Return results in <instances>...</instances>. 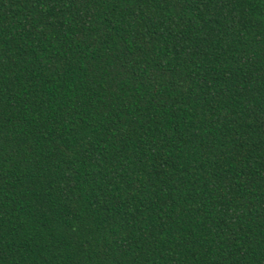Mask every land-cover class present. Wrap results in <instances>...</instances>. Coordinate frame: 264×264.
Returning <instances> with one entry per match:
<instances>
[{
    "label": "trees",
    "instance_id": "16d2710c",
    "mask_svg": "<svg viewBox=\"0 0 264 264\" xmlns=\"http://www.w3.org/2000/svg\"><path fill=\"white\" fill-rule=\"evenodd\" d=\"M0 264H264V0H0Z\"/></svg>",
    "mask_w": 264,
    "mask_h": 264
}]
</instances>
